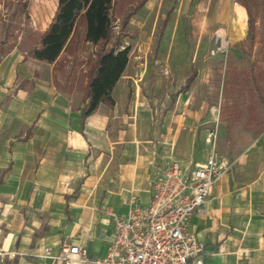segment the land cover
I'll use <instances>...</instances> for the list:
<instances>
[{
    "label": "crops",
    "instance_id": "1",
    "mask_svg": "<svg viewBox=\"0 0 264 264\" xmlns=\"http://www.w3.org/2000/svg\"><path fill=\"white\" fill-rule=\"evenodd\" d=\"M13 54L0 58V264H56L40 255L62 241L103 257L112 213L147 206L157 173L171 160L188 172L209 148L198 159L190 138H168L169 124L122 110L114 91L122 74L112 102L82 116L84 93L54 86L56 61ZM251 147L187 219L204 244L202 264H264V140Z\"/></svg>",
    "mask_w": 264,
    "mask_h": 264
},
{
    "label": "rangeland",
    "instance_id": "2",
    "mask_svg": "<svg viewBox=\"0 0 264 264\" xmlns=\"http://www.w3.org/2000/svg\"><path fill=\"white\" fill-rule=\"evenodd\" d=\"M56 7L57 0H0V58L32 57ZM113 16L106 48L128 49L114 90L122 110L169 124L168 138H190L198 159L213 146L231 162L226 172L237 153L264 140V0H115ZM98 49L79 42L63 52L54 86L84 93Z\"/></svg>",
    "mask_w": 264,
    "mask_h": 264
},
{
    "label": "built area",
    "instance_id": "3",
    "mask_svg": "<svg viewBox=\"0 0 264 264\" xmlns=\"http://www.w3.org/2000/svg\"><path fill=\"white\" fill-rule=\"evenodd\" d=\"M207 136L209 141L215 134L210 131ZM230 166L213 146L188 172L171 160L154 176L147 206L131 200L126 214L112 213L113 239L105 256L90 257L84 247L67 241L60 243L56 253L44 247L40 256L56 264H202L204 244L188 230L187 219L202 207L215 180ZM3 255L0 249L1 259Z\"/></svg>",
    "mask_w": 264,
    "mask_h": 264
},
{
    "label": "trees",
    "instance_id": "4",
    "mask_svg": "<svg viewBox=\"0 0 264 264\" xmlns=\"http://www.w3.org/2000/svg\"><path fill=\"white\" fill-rule=\"evenodd\" d=\"M114 2L115 0H57L51 21L41 33L38 44L29 51L38 60L58 63L62 53L71 46H77L79 42L99 45L86 72V102L82 116L92 112L101 101L112 102L110 92L127 63V47L119 49L113 44L106 48L114 25ZM251 24L252 19L248 16V29ZM195 74L196 70L192 69L182 88L189 86Z\"/></svg>",
    "mask_w": 264,
    "mask_h": 264
}]
</instances>
